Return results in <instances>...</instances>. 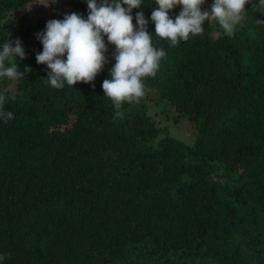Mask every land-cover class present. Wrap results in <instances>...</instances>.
Segmentation results:
<instances>
[{
	"label": "trees",
	"instance_id": "1",
	"mask_svg": "<svg viewBox=\"0 0 264 264\" xmlns=\"http://www.w3.org/2000/svg\"><path fill=\"white\" fill-rule=\"evenodd\" d=\"M37 1L0 0V50L18 39L26 53L6 66L32 69L0 78L13 113L0 118V264H264V8L246 5L231 36L208 20L173 46L154 33L155 0H142L133 24L142 11L165 56L116 117L102 89L115 64L107 37L95 80L56 89L36 61L47 23L17 16L30 5L87 19V0ZM149 109L186 117L191 143Z\"/></svg>",
	"mask_w": 264,
	"mask_h": 264
},
{
	"label": "clouds",
	"instance_id": "2",
	"mask_svg": "<svg viewBox=\"0 0 264 264\" xmlns=\"http://www.w3.org/2000/svg\"><path fill=\"white\" fill-rule=\"evenodd\" d=\"M87 2V19L72 13L62 20L47 22L46 31L38 34L43 51L36 55V61L50 69L47 81L53 88L61 89L65 83L69 86L77 82L91 83L107 62L106 36L116 51L115 64L110 70L111 79L103 81L102 89L104 95L112 100L116 117H122L124 102H139L145 95L143 80L155 77L165 51L153 46L152 35L147 30L148 20L142 11L135 17L138 26L133 24L132 10L140 8L142 0ZM204 3L205 0H155L158 7L151 13L154 33L175 46L181 40L187 41L190 34H203L205 21L216 20L225 34L231 36L243 18L246 5L251 4L253 10L264 8V0H258V3L252 0H214L210 11H202ZM178 5L182 10L173 19L169 12ZM13 56L26 58L18 39L4 43L0 50V78L19 80L25 72L32 71L26 66L21 72L15 63L6 66L5 62ZM5 102V95L0 93V118L7 121L13 118V113L2 110ZM2 259L4 257L0 256Z\"/></svg>",
	"mask_w": 264,
	"mask_h": 264
},
{
	"label": "rangeland",
	"instance_id": "3",
	"mask_svg": "<svg viewBox=\"0 0 264 264\" xmlns=\"http://www.w3.org/2000/svg\"><path fill=\"white\" fill-rule=\"evenodd\" d=\"M49 1L50 0H38L37 2L39 3V6L41 8H45L48 6ZM53 1H57V0H53ZM213 2L214 0H210L207 4V2L205 1V6L207 9L206 11L211 10V5ZM60 6L64 12L66 11V8H68L66 4H62ZM28 7H30V5ZM28 7H26V9L22 11L19 15H17L19 18L21 17L23 18L24 20L23 22L25 23V25H30V26L35 27L36 23H47L48 21L53 20V19L62 20L61 17L58 16L56 11H54V13L50 11H45L43 9H35V10L28 11L29 10ZM9 14L12 15V12ZM210 21L213 24V26L218 29V31L220 32L224 31L216 20H210ZM8 87L11 92L13 93L16 92L13 82H10L8 84ZM148 113L152 116L154 115L153 111L150 109L148 110ZM165 114L166 113L162 115L161 114H157L156 116L154 115V119L156 120L157 125L162 127V129L165 130L169 135L174 136L190 144L191 141L193 140L192 138L193 129L191 128L190 123L186 119V117L182 116L177 120V122L176 121L173 122L172 118L175 116V112L171 110L169 114H167L168 118H164Z\"/></svg>",
	"mask_w": 264,
	"mask_h": 264
}]
</instances>
